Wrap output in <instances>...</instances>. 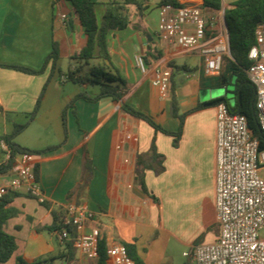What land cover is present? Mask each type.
<instances>
[{"label": "crops", "instance_id": "1", "mask_svg": "<svg viewBox=\"0 0 264 264\" xmlns=\"http://www.w3.org/2000/svg\"><path fill=\"white\" fill-rule=\"evenodd\" d=\"M94 1L95 8L101 6L96 11L102 20L104 3L109 0ZM186 1L203 5V0ZM237 1L222 0L219 12L203 9L205 16L218 19L217 34L226 32L225 12ZM144 2L147 8L140 15L131 9L133 25L109 34L108 46L114 64L129 84L125 101L153 117L165 130L176 133L180 119L173 116L171 89L167 97H162L152 85L155 69L168 67L170 62L184 66L171 80L177 85L181 115L227 93L224 90L216 95L223 89L220 74L206 73L198 51L184 53L159 38L160 0ZM86 40L83 26L65 0H0L2 64L40 70L53 50V42L60 51L58 69L52 75L50 66L39 75L0 67V114L6 121L0 135L12 133L16 122L11 115H29L39 102L38 114L26 130L36 125L44 134L52 135L55 143L29 148L58 146L32 160L40 167L38 183L51 209L26 196V189L19 191L25 195L11 205L20 213L4 227L17 238L18 248L10 263L18 257L36 261L62 252L64 243L57 233L37 229L53 224L52 209L62 208L64 212L69 204L88 208L93 216L87 220L85 231L99 229L107 250L117 244H135L146 264H185V257L192 262L194 246L211 244L219 238L217 108L188 114L177 141L175 136L156 132L145 121L125 113L111 98L93 103L78 100L69 107L83 91L92 97L98 94L90 93L88 86L69 82L59 72L75 69L78 61L73 58L81 53ZM136 56L147 59L145 72L136 66ZM97 64L91 62L85 71ZM208 94L210 98L204 99ZM153 141L163 156L164 170L159 174L152 169L144 171L145 190L137 175V159L150 158ZM84 145L90 153L93 176L85 190L76 194L83 180ZM5 158V154L0 156ZM185 249L190 250L188 256L184 255ZM74 264L90 262L76 249ZM107 264H113L109 258Z\"/></svg>", "mask_w": 264, "mask_h": 264}, {"label": "built area", "instance_id": "2", "mask_svg": "<svg viewBox=\"0 0 264 264\" xmlns=\"http://www.w3.org/2000/svg\"><path fill=\"white\" fill-rule=\"evenodd\" d=\"M178 2L180 7H159V38L175 44L184 53L198 51L206 73L220 74L223 57L229 53L227 31L217 34L218 19L205 16L202 6L186 0ZM248 58L251 64L246 72L256 87L258 120L264 132V24L256 29L255 44ZM135 64L143 72L147 70L143 56H136ZM171 78L169 67L154 71L152 85L162 97L170 93ZM216 108L219 238L211 244L194 246L192 260L194 264H264V149L253 137L245 116L232 114L225 103ZM0 147L6 160L10 156L9 147L4 141ZM33 158L27 154L17 157L9 184L0 186V201L10 191L26 189L40 204L46 202L36 180ZM5 160L0 159V164ZM92 216L86 206L69 204L62 218L64 229L59 234L62 243L73 240L75 248L90 263L99 257L101 240L99 229L85 231ZM107 255L113 264H135L123 244L110 247Z\"/></svg>", "mask_w": 264, "mask_h": 264}, {"label": "trees", "instance_id": "3", "mask_svg": "<svg viewBox=\"0 0 264 264\" xmlns=\"http://www.w3.org/2000/svg\"><path fill=\"white\" fill-rule=\"evenodd\" d=\"M70 4L74 13L78 17L84 28L86 35V45L81 53L73 58L77 60L75 69H70L66 73L60 70V76L65 75L69 82L79 86H98L99 92L95 97L88 94L87 91L79 93L71 102L69 107L74 106L78 100L87 102H97L105 98H111L121 104L122 110L142 121H145L156 132L167 135H173L178 141L182 134L185 117L197 111L207 109L209 107H217L221 103H225L232 114L243 115L247 118L249 128L254 138L258 139L261 149H264V132L262 131L258 120L257 107V91L255 85L249 80L247 69L251 62L248 58L252 46L255 44V32L260 24H264V0H238L233 8L226 10L225 19L229 29L230 45L229 53L223 57V68L220 72V86L226 90L227 95L231 97H220L213 101L198 104L185 114H180L179 102L176 97L177 85L171 84L172 110L173 116L180 119V127L176 133L169 132L155 122L153 117L141 113L130 106L125 101V95L129 89V84L122 78L119 69L114 64L111 52L108 46V38L111 32L122 31L130 27L131 7H135L137 14L140 15L147 7L144 0H109L104 3V15L99 23L96 15V2L94 0H65ZM162 5H172L180 7L178 0H160L159 7ZM203 9L219 12L222 9V0H203ZM160 53L156 56L159 59ZM60 59L59 46L53 42V50L45 60L40 70H33L26 67L16 65H6L0 62V67L12 69L29 75H39L51 67V75L58 69V61ZM145 62L147 61L146 58ZM91 62H98L90 70L85 68L91 65ZM147 63V62H146ZM168 67L172 71V76L176 72L184 69V66H178L174 62H170ZM172 80V78H171ZM39 102L35 111L29 114L30 121L25 124H15L13 132L9 135H0V142L4 141L10 150V156L2 164H0V175H9L14 169L16 159L19 155L27 154L29 156H41L47 152L55 150L58 146H50L42 150H32L25 148L15 142V139L21 135L35 119L39 110ZM66 111L64 112V118ZM66 119V118H65ZM3 154L5 152L3 151ZM147 169L154 170L157 174L164 170L163 156L158 153L155 142L152 143L150 158L145 159L138 156L137 159V175L143 188L144 171ZM36 180L39 182L40 167L34 165ZM93 176L92 160L86 145L83 147V180L76 194H81L88 186ZM74 193L69 194V198ZM19 191H10L0 201V264H56L64 262V264H74L76 248L73 240L64 242V250L57 255L40 258L36 261H28L24 257H18L15 263L10 260L15 255L18 245L17 238L5 232L4 227L9 220L17 217L20 211L12 207L15 199L24 196ZM26 196L35 198L30 193ZM36 199V198H35ZM47 209H51L50 204L44 202L42 204ZM78 205V204H77ZM53 216V224L37 229L38 232H55L58 237L64 229L62 218L64 216L63 209L51 210ZM71 233L73 229L69 228ZM128 255L135 264H146L138 255L135 244H124ZM108 255L104 241L100 240L99 257L90 264H107Z\"/></svg>", "mask_w": 264, "mask_h": 264}, {"label": "rangeland", "instance_id": "4", "mask_svg": "<svg viewBox=\"0 0 264 264\" xmlns=\"http://www.w3.org/2000/svg\"><path fill=\"white\" fill-rule=\"evenodd\" d=\"M154 1V0H152ZM101 8L100 5H97V7L95 8L97 11H99V9ZM131 9H135V7H131ZM96 11V15L98 18L99 23L101 22V18L99 16V14H97ZM89 88V92L90 93H98L99 92V88L98 86H88ZM224 92V90H223ZM227 97H231V95H226ZM10 119H12L13 121L16 122V124H25L28 121H30V117L29 115H11ZM5 119L3 117L2 114H0V134L3 133L5 131ZM13 132V131H12ZM52 131H50L51 133ZM15 142L18 143L19 145L25 147V148H29V147H37V146H41V145H46L48 143H55V140L53 138L52 135L48 136L46 134L43 133V131L37 127L36 125H33L30 129L25 130L21 135H19L16 139ZM29 149H33V148H29ZM0 156L3 158L4 154H3V150L0 147ZM33 161L35 160L32 159ZM18 167V165L16 166ZM10 178L11 175H0V186L4 185L7 182H10ZM3 183V184H2ZM9 184V183H8ZM186 253H190L189 249H185L184 250ZM183 261H185V264H194L193 260L191 262V258H183Z\"/></svg>", "mask_w": 264, "mask_h": 264}, {"label": "water", "instance_id": "5", "mask_svg": "<svg viewBox=\"0 0 264 264\" xmlns=\"http://www.w3.org/2000/svg\"><path fill=\"white\" fill-rule=\"evenodd\" d=\"M224 22H225L226 31H227V35H228V38H229V45H230L229 29H228V26H227V23H226L225 15H224ZM223 90H225V89H222V90L220 89V90L216 93V95H218V93L222 92ZM210 96H211V94L204 95V99H209Z\"/></svg>", "mask_w": 264, "mask_h": 264}]
</instances>
